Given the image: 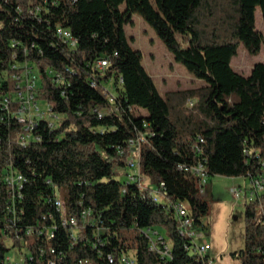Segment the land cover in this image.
<instances>
[{"label": "trees", "instance_id": "obj_1", "mask_svg": "<svg viewBox=\"0 0 264 264\" xmlns=\"http://www.w3.org/2000/svg\"><path fill=\"white\" fill-rule=\"evenodd\" d=\"M35 5L41 6L37 15L29 11ZM258 7L264 17V0H0V70L6 77L0 88V264L12 247L33 254L27 264H111L108 254L123 251L135 264H206V257L186 248L175 211L154 200L149 188L165 182V196L185 202L203 229L208 202L199 176L181 164L203 163L209 176L264 177V62L247 76L232 65L241 44L251 55L264 48ZM135 13L205 86L161 95L127 34ZM58 25L78 38L75 49L57 41ZM14 39L21 44L12 46ZM103 56L109 64L92 68ZM27 59L40 73L37 96L55 101L62 119L56 128L41 120L34 129L41 140L23 145L16 135L25 124L7 115L2 100L17 88L14 73L23 67L14 63ZM50 69L68 81L55 82ZM140 131L146 134L140 158L146 188L126 180L129 142ZM10 165L26 177L14 228L7 226L10 194L3 180ZM56 196L65 201L67 218L78 217L75 237L62 224ZM245 218V245L231 255L242 264H264V192L246 201ZM28 226L43 230L27 233ZM154 226L166 229L170 257L150 248L146 231Z\"/></svg>", "mask_w": 264, "mask_h": 264}, {"label": "built area", "instance_id": "obj_2", "mask_svg": "<svg viewBox=\"0 0 264 264\" xmlns=\"http://www.w3.org/2000/svg\"><path fill=\"white\" fill-rule=\"evenodd\" d=\"M20 11H22L19 6ZM41 10L40 5L30 6L29 11L37 15ZM55 36L58 42H62L70 49H75L78 45V38L73 34L70 28L58 25L55 30ZM12 46L16 47L18 44H21L20 41L16 39L12 40ZM117 54V52H115ZM18 54L16 51L13 54L14 58H17ZM109 56L99 57L94 62H91L92 68L96 70H103L109 64ZM22 66V71L15 72L14 77L18 80L17 88L13 96L6 94L2 100L3 108L7 110L8 116L16 117L20 122L25 124L24 130L18 132L16 139L19 143L27 145L31 141L41 140L39 134L34 133V129L39 126L41 120H46L49 127L56 128L59 125L62 117L55 110V101H43L37 96V89L39 87L40 73L37 69L36 64L31 60H25L22 63H14V67ZM67 72L70 74H75L76 70L74 68L68 67ZM50 73L53 76V79L57 83H65L68 81V76L64 72H59L54 69H50ZM4 72L0 70V88L4 84ZM123 78L121 77L120 82ZM93 86L97 85V79L93 78L91 81ZM5 92H0L3 95ZM111 100L114 99L113 94L110 95ZM195 100L189 99V105L193 106ZM14 105V107L12 106ZM45 105L46 107H44ZM131 110H134L130 106ZM99 116H102V112H99ZM146 140V134L143 131H140L135 137L130 139L129 147L130 153L126 160V173H127V182H138L141 187L146 188L144 183V177L141 171V147L142 143ZM200 140L203 138L200 137ZM198 150L200 147L197 145ZM181 170H191L195 172L200 179L201 183V192L203 189V184L207 182L209 176L206 166L203 163H200L195 166H189L185 164L180 165ZM4 182L8 185V191L10 198L7 203L8 211V227L14 228L20 219L18 215V207L22 202L24 197L23 188L25 185L26 177L19 172L13 165L5 168L3 175ZM166 185L165 182H162L158 187L149 188L150 195L156 201H161L164 203L166 208L172 209L175 211L178 219V232L182 236L188 237L189 243L186 245L188 251L192 254H200L203 257H206V264H214L213 258L209 254V250L212 245L210 240L205 236L203 229L195 225V218L192 215V212L188 209L185 202L183 201H174L170 200L165 196ZM233 191L237 197H248L254 199L260 193L264 192V177L261 175H252L250 177V185L248 187H233ZM54 204L58 210H61L63 213L62 224L64 226H71L74 231L73 237H75V228L78 227V217L72 216L67 218L66 216V203L65 201L56 196L54 199ZM20 210H24V207L21 205ZM87 212H83L82 216L85 218ZM44 217H46L44 215ZM34 226H28L26 228L27 233H31L34 230L37 232H42L43 228L34 229ZM54 228H49L51 236H54ZM153 231V232H152ZM146 234L149 237L150 248L155 250L162 257L171 256V244L170 241L161 234L158 230L148 229ZM20 239L24 240L21 235H18ZM9 245H12V238H6ZM18 252V255L12 254L11 251L7 252L6 255L2 258L1 264H27V258L30 260L33 259V254L31 252L27 253V256L20 252L18 247H12ZM108 259L111 264H135V258L130 253L123 251L120 254L109 253ZM48 264H57L54 259H50Z\"/></svg>", "mask_w": 264, "mask_h": 264}, {"label": "rangeland", "instance_id": "obj_3", "mask_svg": "<svg viewBox=\"0 0 264 264\" xmlns=\"http://www.w3.org/2000/svg\"><path fill=\"white\" fill-rule=\"evenodd\" d=\"M256 23L257 28L264 34V17L260 7L256 10ZM126 29L132 45L143 52V64L154 78L162 96L170 90L201 87L207 84L205 79L196 77L175 58L154 28L139 13L133 15V22L127 24ZM257 62H264V48L258 55H251L244 44L239 46L238 54L232 59L234 69L246 76L251 73ZM110 89L112 92L116 91L112 84ZM144 178L148 183V178ZM249 185V176L225 175H210L203 184L201 193L209 205L208 212L202 219L203 232L211 242L209 254L214 264H242L240 259L233 257L231 253L245 245V211L249 198L237 197L233 187L245 188ZM153 186L158 187L157 184ZM154 230L160 231L169 240L164 227L154 226ZM11 253L18 255L13 248Z\"/></svg>", "mask_w": 264, "mask_h": 264}]
</instances>
